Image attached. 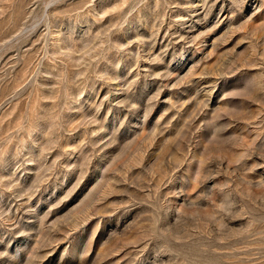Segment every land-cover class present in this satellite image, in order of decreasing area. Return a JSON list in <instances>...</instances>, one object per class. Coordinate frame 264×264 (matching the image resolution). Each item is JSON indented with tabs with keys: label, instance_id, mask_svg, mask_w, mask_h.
<instances>
[{
	"label": "rangeland",
	"instance_id": "1",
	"mask_svg": "<svg viewBox=\"0 0 264 264\" xmlns=\"http://www.w3.org/2000/svg\"><path fill=\"white\" fill-rule=\"evenodd\" d=\"M0 264H264V0H0Z\"/></svg>",
	"mask_w": 264,
	"mask_h": 264
}]
</instances>
